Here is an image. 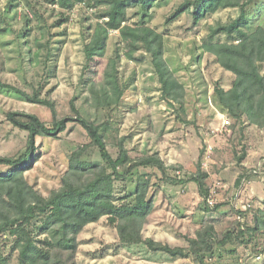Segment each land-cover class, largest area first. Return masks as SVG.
<instances>
[{
    "label": "rangeland",
    "instance_id": "rangeland-1",
    "mask_svg": "<svg viewBox=\"0 0 264 264\" xmlns=\"http://www.w3.org/2000/svg\"><path fill=\"white\" fill-rule=\"evenodd\" d=\"M88 1L95 8L77 3L64 9L47 0H0V81L53 101L59 119L76 117L74 104L83 118L101 127L114 157L123 140L133 158L159 155L168 166L182 168L176 173L186 180L184 184L152 176L155 211L144 228L145 238L189 248L188 240L196 239L207 226H213L220 238L239 224L252 226L254 215L264 210V129L233 121L231 134L213 132L220 123L218 113L223 112L215 89L229 90L235 76L204 48L211 42L228 41L226 34L212 37V29L237 19L241 10H220L199 24H193L189 13L168 22L185 0H159L149 10L145 24L163 35L164 58L184 87L181 106L162 97L150 55L142 48L135 50L119 31L109 32L104 54L87 62L86 45L97 26L105 23L100 15L107 9L106 0ZM246 13L253 30L264 27V0H253ZM142 16L138 6H130L124 25L136 27ZM107 75L118 78L123 90L121 103L111 108L97 106L91 93V85H100ZM9 112L34 114L49 125L54 121L49 108L0 87V157H18L28 146V133L8 121ZM90 141L78 122L68 124L58 138L38 137V160L26 173L27 180L48 197L61 188L73 152ZM244 154L246 167L239 162ZM86 159L103 164L95 148L86 153ZM200 163L208 174V194L215 191L213 208L206 202L209 196L203 197L197 183L189 180L198 173ZM244 171L247 176L238 186ZM140 172L147 174L151 169ZM136 180L137 176H131L116 182L117 199L133 192ZM240 211H247L249 217ZM49 237L57 248L53 252L56 264H196L191 256L172 257L144 245H121L107 218L89 225L79 236L57 225ZM247 239L245 244L216 247L213 254L205 255L204 264H264V233ZM12 246L10 242L0 247V262L20 264Z\"/></svg>",
    "mask_w": 264,
    "mask_h": 264
},
{
    "label": "trees",
    "instance_id": "trees-1",
    "mask_svg": "<svg viewBox=\"0 0 264 264\" xmlns=\"http://www.w3.org/2000/svg\"><path fill=\"white\" fill-rule=\"evenodd\" d=\"M52 5L71 9L77 3H85L95 8L88 0H47ZM159 0H106L105 9L100 18L107 19L99 24L86 45L87 62L105 52L110 31H119L121 38L130 43L135 50L142 48L150 55L155 72L161 84L162 97L169 102L182 106L185 90L176 79L164 58V37L145 24L149 10ZM167 1V0H166ZM253 0H185L171 15L172 22L189 13L193 24H199L207 16L220 10L239 8L240 16L228 24H219L212 29V37L226 34L228 41L211 42L205 45L206 52L216 57L217 63L231 72L235 79L232 87L225 90L219 86L215 93L230 119L242 126H255L264 129V27L257 26L247 17L246 8ZM138 6L142 12V22L136 27L124 25L128 21V8ZM249 31L248 33L244 30ZM0 87L8 89L26 101L49 108L54 121L49 125L34 115L25 112H9L7 119L14 127L28 133V146L25 153L18 157H0V247L13 243V251L18 252L20 264H56L53 252L57 249L49 237V232L57 225L63 226L70 234L79 236L91 224L107 218L110 226L116 228L121 245H144L152 252H161L172 257L191 256L196 264H204L205 255L213 254L216 247H226L236 242L247 243V238L264 233V210L254 215L253 225L245 228L239 224L237 229L229 230L220 238L213 226H207L198 232L196 239H189V248H173L147 239L143 235L155 211L152 176L166 183L184 184L176 173V166H168L159 155L133 158L121 140L116 146L118 155L114 157L102 133L100 126L83 118L75 105H72L76 117L58 118L56 105L44 99L40 93L28 94L14 86L0 81ZM92 99L97 106L111 108L121 103L123 90L118 78L107 75L100 85H91ZM78 122L87 132L90 143L82 146L70 157L69 169L62 177V186L48 197L43 196L26 178V173L34 168L36 139L38 137L58 138L66 131L68 124ZM234 123V124H235ZM98 149L103 164L86 159V153ZM244 154L240 164L245 160ZM151 169L142 174L140 170ZM244 171L236 184L241 186L247 176ZM131 176H137L133 192L123 198L116 197V182H125ZM208 174L202 170L190 177L197 183L203 197L208 196L206 179ZM242 216L249 214L240 211ZM4 238V239H3ZM10 241V242H9ZM0 248V257H1ZM0 264H7L4 259Z\"/></svg>",
    "mask_w": 264,
    "mask_h": 264
},
{
    "label": "built area",
    "instance_id": "built-area-1",
    "mask_svg": "<svg viewBox=\"0 0 264 264\" xmlns=\"http://www.w3.org/2000/svg\"><path fill=\"white\" fill-rule=\"evenodd\" d=\"M84 5H86L85 3H82ZM57 6V5H54ZM107 19H103V21H105ZM110 32H118V31H110ZM219 120L220 123L219 125L213 130V132L215 134H223L228 133L231 134L232 133V121L230 119V117L228 116V114L226 112H219ZM211 150V148H210ZM205 166V165H203ZM210 195L208 194V198L206 199V202L208 204L209 207L213 208L215 206V201L213 200V194L215 193V191H209ZM241 219V218H240Z\"/></svg>",
    "mask_w": 264,
    "mask_h": 264
},
{
    "label": "crops",
    "instance_id": "crops-1",
    "mask_svg": "<svg viewBox=\"0 0 264 264\" xmlns=\"http://www.w3.org/2000/svg\"><path fill=\"white\" fill-rule=\"evenodd\" d=\"M242 165L245 166V167L247 166L246 163H244V164L242 163Z\"/></svg>",
    "mask_w": 264,
    "mask_h": 264
}]
</instances>
